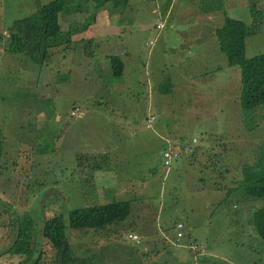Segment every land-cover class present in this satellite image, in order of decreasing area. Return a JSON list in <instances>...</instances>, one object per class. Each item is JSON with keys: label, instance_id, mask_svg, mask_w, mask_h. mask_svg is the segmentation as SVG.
<instances>
[{"label": "rangeland", "instance_id": "374dc122", "mask_svg": "<svg viewBox=\"0 0 264 264\" xmlns=\"http://www.w3.org/2000/svg\"><path fill=\"white\" fill-rule=\"evenodd\" d=\"M48 1L0 0V31L6 36L13 20ZM247 1H107V17L102 11L94 18L102 8L94 9L96 0H68L70 12L60 10L58 22L75 30L77 43L64 50V60L57 47L43 64L0 47V240L13 243L18 218L30 215L32 244L43 249L37 264H52L55 251L40 233L44 217L60 215L67 224L73 208L126 199L129 220L109 225L106 239L103 230L90 235L89 228L67 227L72 249L90 239L91 264H152L161 235L170 238L166 247L177 246L171 243L176 220L187 232L183 250H191L195 262L172 264H264V237L252 224L264 197L227 196L211 187L224 178L228 162L251 163L264 145V104H240V68L227 63L215 35L223 23L214 17L218 10L249 22L246 8H259L260 28L246 38L245 54L264 51V0ZM91 36L97 42L86 46L77 38ZM107 53L119 54L130 69L116 77L108 65L107 75ZM76 106L82 113L72 115ZM150 114L155 119L147 127ZM170 136L177 142L167 144L172 147L195 136L200 153L166 168L161 155ZM96 163L114 181L102 180ZM97 182L104 188L99 193ZM124 225L141 231L143 242L124 237ZM194 239L214 262L199 260L189 247ZM10 254L12 260L1 256L0 264H21L25 255Z\"/></svg>", "mask_w": 264, "mask_h": 264}, {"label": "trees", "instance_id": "16d2710c", "mask_svg": "<svg viewBox=\"0 0 264 264\" xmlns=\"http://www.w3.org/2000/svg\"><path fill=\"white\" fill-rule=\"evenodd\" d=\"M67 1L50 0L28 15L13 20L6 36L0 31V47L9 52L27 56L38 64H43L49 59L53 48L66 49L72 42L71 34L75 30L72 27L66 31L61 29L58 12L60 10L70 12L66 6ZM106 1L119 6L127 0H96L94 9ZM73 10L80 11L78 8ZM262 18L263 15L259 8L251 9L249 22L225 12L223 23L215 28L219 48L225 54L227 63L240 68L239 101L243 107L264 104V51L252 56L245 54L246 38L259 30ZM39 37H43V40L38 39ZM87 44L89 41H86L84 46ZM108 59L111 75L121 77L124 69L122 57L119 54L110 53ZM166 147L167 144L163 149ZM2 155L3 141L0 138V158ZM103 156L101 157L104 159ZM254 156L251 163H241L238 167L231 166V163L227 161V167L221 174L224 178L212 183L211 187L225 189L227 196L235 193L248 197H264V145ZM95 166L100 167V164L96 163ZM214 171L216 170L213 169L212 173ZM224 172L225 175H223ZM131 209L130 200H111L69 210L67 224L60 215L44 217L41 221L40 233L55 251L54 264H91V246L72 249L66 232L67 227L71 229L92 228L101 231L112 223H120L129 218ZM252 224L256 232L264 237V204L252 213ZM17 227L11 246L12 251L25 253L27 260L35 256V261H37L42 252L36 246L34 247L31 241L33 218L30 215L19 217ZM35 250H38V254Z\"/></svg>", "mask_w": 264, "mask_h": 264}, {"label": "crops", "instance_id": "0c3cea01", "mask_svg": "<svg viewBox=\"0 0 264 264\" xmlns=\"http://www.w3.org/2000/svg\"><path fill=\"white\" fill-rule=\"evenodd\" d=\"M107 2V1H106ZM106 2H104V3H102L99 7H102V8H99V10L98 11H95L94 10V18H97L99 15H100V13H104V12H102V11H105V13L104 14H106V17H107V13H106V8H108L107 6L108 5H106ZM248 3H249V0L247 1ZM172 4H177V0H171V5ZM122 9L124 10L123 11V13L126 11V9H125V7H122ZM238 7L235 9V11L234 12H237L238 11ZM232 11H233V8H232ZM246 11H247V13H248V18L250 19L251 18V10H249V9H247L246 8ZM168 12V11H167ZM227 13V10H226V8L224 9V10H218L217 11V16L215 15L214 17L215 18H219V19H223L224 18V13ZM240 13H245V9H243V11L242 12H240ZM126 14V13H125ZM228 14V13H227ZM229 15V14H228ZM231 16V15H230ZM233 16V15H232ZM233 17H237V18H239L240 16L239 15H234ZM208 18H209V16H208ZM242 19V18H241ZM244 20V19H243ZM81 28H84V26L83 27H81ZM81 28H79V29H81ZM79 29H77V30H79ZM62 30H64V28L62 29ZM76 30V31H77ZM75 32V31H74ZM74 32H73V34H74ZM73 34H71V37L73 36ZM93 36H91L90 37V39H87L86 41H89V42H93V41H96L94 38H92ZM105 37H109V35L107 36H105ZM78 38V41H80L82 44L84 43V44H86V41L84 40V38L83 37H77ZM77 40H73V38H72V42H71V44L68 46V47H66V49L68 50H70V47L73 45V44H76L77 42H76ZM97 42V41H96ZM64 50L65 49H63V48H61V47H58L57 48V53H60V57H63V60L65 59V52H64ZM55 53H53V55H54ZM110 53H107V54H104V61H106L105 63V65L103 66L104 68H105V72L107 73V75H109V72H108V70H109V68L107 67L108 65H109V67H110V63L108 62L109 60H108V55H109ZM123 60V59H122ZM104 61H102V62H104ZM129 68L130 69V67L128 66V62H125L124 61V69H123V74H124V72L126 73L127 71H126V68ZM122 74V75H123ZM121 75V76H122ZM193 137H195V136H193ZM192 137V138H193ZM170 140H173V137L172 136H170V137H168V139H165L164 141H165V143L166 144H168V143H171V142H173V144L174 143H177V142H175V141H170ZM192 141V140H191ZM182 143H184V142H182ZM180 145H182V144H180V143H178L176 146H180ZM199 145H198V143L196 144V145H194L193 144V151L190 153V154H188V155H181L182 157H184L183 158V160L182 161H184L185 162V160L186 161H189V160H193L194 159V157L195 156H197L198 155V153H200L199 151H200V149H199V147H198ZM195 147V148H194ZM163 150V149H162ZM103 154H101L100 156H102ZM97 156V155H96ZM181 156H179V157H181ZM177 159V158H176ZM162 162V161H161ZM98 171H100V174L102 175V180L104 179V181H105V179H107V177L106 176H108V177H110L111 179H113V181H114V176L112 175V173L109 171V170H106V168H100V167H97L96 168ZM100 182V181H99ZM99 182H97L96 184L97 185H95V189H96V193H99L100 191H102V190H104V188H102L101 189V187H100V185L101 184H99ZM116 183V182H115ZM99 192H98V191ZM129 220V218H127L126 220H124V222L125 221H128ZM178 221H181V220H176L173 224H172V229H173V238H172V241H171V243L173 244V245H177L175 248H171V247H166V244L167 243H169L170 241H169V239L170 238H167V236L166 235H161V237H160V239L159 238H157L158 239V241H159V245H158V247L156 248V249H154V254H156V259L154 260V262L152 263V264H172V263H179V262H184V263H188V262H195V259H193L194 258V254H193V252H191V250H189V252L187 253V252H185L184 250H183V248H187V246H184L183 245V243H184V241H182L181 242V244H177V243H175V240H174V238H175V232H176V228H175V223L176 222H178ZM182 222V221H181ZM85 229V228H84ZM109 226L107 227V228H105V229H103V231L105 232L104 233V238L106 239L107 238V236H109L110 234H111V231H109ZM128 231H134V232H136L138 235H139V241L138 242H135L136 244H141L142 242H143V240H142V238H141V231H139V230H137V229H135L134 228V226H130V225H124L123 226V233H124V237H126V238H128L127 237V232ZM84 232H87V234L88 233H90V235L92 234V235H96V233L98 232L97 230H94V229H86V230H84ZM186 231H185V235H186ZM100 234V233H99ZM171 235V236H172ZM184 235V236H185ZM12 236V235H11ZM85 237V239H84V241H86L87 239H89V238H87L86 236H84ZM185 238V237H184ZM128 239H130V238H128ZM131 241H133L132 239H130ZM156 240V239H155ZM190 240H192V239H190ZM195 241H197L196 239H194ZM3 241H5V246L3 247V246H1L0 247V257L1 256H5L6 257V253H9V255H11L10 253H14L15 255H17V256H19L20 254H21V256H22V253L21 252H14V251H12V249H11V246H12V243H11V241H8L7 239L5 240L4 238H2L1 240H0V242H3ZM8 241V242H7ZM90 239L88 240V242H86V243H84V245H82V246H86V245H89L90 243ZM156 242H157V240H156ZM171 244V245H172ZM178 247V248H177ZM39 249V248H38ZM189 249V248H188ZM41 252H42V250L41 249H39ZM38 250H35V253H37L38 254V252H37ZM181 251H182V253H181ZM200 253V255H199V260H201V261H212V262H214V255L213 254H211V256L209 257V256H206L205 255V253H206V251H203V252H199ZM26 255V254H25ZM25 255H24V257L19 261H17L18 263H25V262H27L28 260L27 259H25L26 257H25ZM198 255H196L195 257H197ZM20 257V256H19ZM34 258H35V256H34ZM219 258H221V259H223V256H219ZM179 259H181V260H179ZM11 261L12 260V258L10 259V258H8V256L5 258V260L4 261ZM54 260H55V257H53L52 258V264H54ZM36 264H37V261H35V259L33 260Z\"/></svg>", "mask_w": 264, "mask_h": 264}, {"label": "built area", "instance_id": "2783aa9c", "mask_svg": "<svg viewBox=\"0 0 264 264\" xmlns=\"http://www.w3.org/2000/svg\"><path fill=\"white\" fill-rule=\"evenodd\" d=\"M162 22H157L156 23V27L160 28L162 27ZM152 40L148 41L147 43H151ZM82 113V111L80 110V108L78 106L74 107L73 109H71V114L72 115H78ZM155 119V116L153 114L148 115L147 117V123L146 126L147 127H151V122ZM192 143H187V144H183L182 146H176V147H172L170 145H168L166 148H164L162 150V155H161V161L162 164L168 168L173 160H175L176 158H178L181 155H188L192 152L193 150V143L197 142V138L193 137L192 138ZM175 228H176V232H175V243L177 244H181L182 239L185 235V231H184V224L181 221H178L175 223ZM127 237L134 240L135 242L139 241V235L134 232V231H128L127 232ZM189 247L191 249H196L199 252H203L204 250V246L202 243H199L197 241L192 242Z\"/></svg>", "mask_w": 264, "mask_h": 264}, {"label": "clouds", "instance_id": "9594fccd", "mask_svg": "<svg viewBox=\"0 0 264 264\" xmlns=\"http://www.w3.org/2000/svg\"><path fill=\"white\" fill-rule=\"evenodd\" d=\"M193 151V150H192Z\"/></svg>", "mask_w": 264, "mask_h": 264}]
</instances>
